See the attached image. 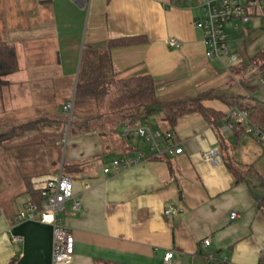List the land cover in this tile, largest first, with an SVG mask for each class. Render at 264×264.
Listing matches in <instances>:
<instances>
[{
    "label": "crops",
    "instance_id": "crops-1",
    "mask_svg": "<svg viewBox=\"0 0 264 264\" xmlns=\"http://www.w3.org/2000/svg\"><path fill=\"white\" fill-rule=\"evenodd\" d=\"M165 1L170 5L164 6L161 0H0V41L15 46L19 60L15 72L0 75V264H53L52 227L34 221L16 224L15 219L31 200L30 186L40 187L72 163L82 164L80 170L68 173L81 209L75 212L69 203L58 215L60 223L74 234L71 264H93L96 258L164 264L168 251L174 253L172 264H209L208 253L215 255L217 263L264 264V210L259 207L264 198L261 143L229 128L226 117L212 123L192 113L179 118L172 128L183 153L115 170L114 158L147 154L141 138L111 136V131L130 120L113 117L115 127L106 113L73 119L71 98L80 67H72L73 61L68 67L24 64L26 56L51 64L58 52L62 54L64 42L79 44L85 28L86 58L92 65L86 71L90 75L100 78L110 69L120 76L149 73L159 82L157 99L161 103L214 91L223 96L240 95L244 106L264 107L260 81L264 69L250 62L264 48V14L240 30L242 37L251 38L244 46L250 68L240 54L241 61L235 66L242 67V72L237 74L206 58L203 33L195 25L198 2ZM238 31L232 27L228 31L236 52L238 35L231 34ZM132 35H145L148 41L112 49L105 43ZM171 39L179 40L180 46L171 48ZM27 43H36L37 50L23 52ZM214 101L220 108L212 105ZM68 103L73 105L69 118ZM84 103L92 105L91 100ZM206 103L225 114L238 107L218 99ZM89 117V123H83ZM44 118L58 121L47 128L35 125L13 133L20 124ZM162 122L169 124L165 118ZM169 129L170 125L163 131ZM221 139L236 160L254 166L241 182L221 157ZM214 150L219 152L217 165L201 157L203 151ZM108 167L110 171L105 172ZM173 206L181 212L165 216V208ZM231 212H238L239 217L232 220ZM15 236L22 241L16 242ZM207 238L211 244L206 248L203 242Z\"/></svg>",
    "mask_w": 264,
    "mask_h": 264
},
{
    "label": "built area",
    "instance_id": "built-area-1",
    "mask_svg": "<svg viewBox=\"0 0 264 264\" xmlns=\"http://www.w3.org/2000/svg\"><path fill=\"white\" fill-rule=\"evenodd\" d=\"M78 1L84 2L85 0ZM161 2L164 6L170 5L165 0H161ZM196 10L198 15L195 18V25L203 33L206 58L222 64L229 71L232 70V67L241 61V55L230 46L229 27L234 30H242L254 19L262 16L264 14V0H199ZM168 43L171 48H177L181 44L177 39H171ZM260 81L264 85V79ZM72 107V103H68L65 106V111L71 113ZM225 117L229 128L235 129L236 123H243V132L264 146V125L250 122L247 110L237 106L232 107ZM121 135L128 138L140 137L147 146V154L143 158L127 155L114 158L111 164L115 170L126 169L148 159H163L183 153V148L176 139L173 129L161 131L148 122L125 121L121 126ZM201 157L212 165H217L220 162L217 150L203 151ZM104 171L108 172L110 168H105ZM36 189L40 192L41 201L28 202L19 211L15 222L22 224L27 221H34L50 225L53 230V264H71L75 254L74 234L60 223L58 215L66 211L69 203H71L73 211L77 212L81 209L82 203L75 194L74 181L70 176L65 175L61 169ZM180 212L181 208L176 206L164 210L167 217L178 215ZM238 217V212L230 213L232 220ZM14 240L21 242L22 237L15 236ZM210 244L209 238L203 242L206 248ZM173 257V251L166 252L163 257L164 264H172ZM206 258L211 262L215 261V255L212 253H208Z\"/></svg>",
    "mask_w": 264,
    "mask_h": 264
},
{
    "label": "trees",
    "instance_id": "trees-1",
    "mask_svg": "<svg viewBox=\"0 0 264 264\" xmlns=\"http://www.w3.org/2000/svg\"><path fill=\"white\" fill-rule=\"evenodd\" d=\"M148 41L145 35H132L125 37H118L107 40L105 43L112 48L126 47L133 45H143ZM107 61L111 64L110 57L107 55ZM250 62L258 65L264 69V48L251 57ZM92 65L87 58L82 56L79 68V76L76 85V95L81 99L91 100L94 102L96 112L102 108L107 107L109 112L113 114H121L124 118L132 121L133 123H142L149 120L155 114H162L165 120L169 123L170 128H174L179 118L192 113L201 114L206 120L216 123L218 120L224 118L226 114L207 105V101L218 99L228 101L229 104L238 105L248 111V120L252 123L264 125V107H250L244 106L242 96H223L214 91H206L197 94L195 97L171 102L161 103L157 99V85L159 82L149 73L120 76V73L114 72L110 69L106 75L98 78L89 74L86 71L87 67ZM19 68V60L15 46L0 41V75L15 72ZM235 73L240 74L242 67L237 69ZM114 89V96L107 102V96L110 90ZM56 119L44 118L39 121L20 124L13 128V133L25 131L33 126H44L55 123ZM234 130L243 131V123H236ZM2 137L0 136V146L2 145ZM221 157L227 167L233 172L239 182L243 181L247 173L254 170L252 164H243L236 160L229 150V146L221 139ZM81 163H72L64 165L63 169L66 173L76 172L81 169ZM31 202H40V192L30 186ZM259 207L264 210V198L259 202ZM209 264H226L225 262H211ZM93 264H129L118 261L103 260L96 258Z\"/></svg>",
    "mask_w": 264,
    "mask_h": 264
},
{
    "label": "rangeland",
    "instance_id": "rangeland-1",
    "mask_svg": "<svg viewBox=\"0 0 264 264\" xmlns=\"http://www.w3.org/2000/svg\"><path fill=\"white\" fill-rule=\"evenodd\" d=\"M195 3L196 2H199V0H194ZM84 30L85 28H83V32H82V36H81V39H80V42L79 44H77V42H67V43H63L61 45V51H62V54L58 52V55L56 57V60L54 62H52L51 64H49L47 61H44V60H29L27 59V56L24 58V64L27 65V66H57V67H63V66H66L68 67L69 65H71V61H73L72 63V67L73 66H76L77 68L80 67V62H81V58L82 56H84L86 58L87 56V45L85 46L84 45V41H83V38H84ZM264 30V29H262ZM232 36H235V35H238L236 36L238 38V41L236 43V45L238 46V53H240L242 55V57L244 58V63H245V67L247 69L250 68V62L249 60L247 59V55H246V52H245V49H244V46L245 44L249 43L250 41V37L248 35H246L245 37H242L241 35V31L239 30L236 34H231ZM243 38H245V40H243ZM37 44L36 43H27V44H23V48H22V51H26V52H30V50H37ZM232 48L234 47V43L231 42V45H230ZM236 50V49H235ZM21 51V52H22ZM76 51V52H75ZM98 55V54H97ZM71 57V59H70ZM75 63V64H74ZM115 94V91L114 89H111L110 90V93L109 95L107 96V102L114 96ZM73 97V96H72ZM71 101L74 102L75 104V107L73 108V111H72V115L73 116V119H77L79 117H83V118H86V116H96V114H100V113H106L107 116H109V121L112 122V125L116 127V123L112 120V118H122L123 119H126L124 118V116H120L118 114H113L111 112H109V110L107 109V107H104L102 108L100 111H98V113L96 112V109H95V105H94V102L91 101L92 105H87L84 103V99H81L80 96H77L76 95V89L74 91V97L71 98ZM212 105H214L215 107H219L220 108V103H218L217 101H214L212 103ZM70 115L69 113L67 114V118H69ZM91 117L87 118V119H84L83 123H89V119ZM112 120V121H111ZM164 120V116L160 113L158 114H155L153 116H151L149 118V122L154 125L155 127H159V130L163 131L164 129H166L169 124H164L162 121ZM77 122V120H76ZM79 122V120H78ZM77 122V123H78ZM79 124H81V122H79ZM43 128H47L48 125H44L42 126ZM107 130H110V125L106 127ZM64 137H67V134H68V131L65 130L64 131ZM111 136H116L118 139L121 138V128L120 129H116L114 131H111L110 132ZM140 137H135V139H139ZM140 141V139H139ZM65 175H69L68 173L64 172ZM71 177V176H70Z\"/></svg>",
    "mask_w": 264,
    "mask_h": 264
},
{
    "label": "water",
    "instance_id": "water-1",
    "mask_svg": "<svg viewBox=\"0 0 264 264\" xmlns=\"http://www.w3.org/2000/svg\"><path fill=\"white\" fill-rule=\"evenodd\" d=\"M160 86L159 85H157V88H159Z\"/></svg>",
    "mask_w": 264,
    "mask_h": 264
}]
</instances>
